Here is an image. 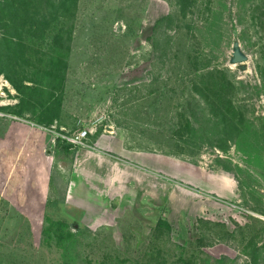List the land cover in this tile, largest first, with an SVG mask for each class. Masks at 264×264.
<instances>
[{"label": "rangeland", "instance_id": "374dc122", "mask_svg": "<svg viewBox=\"0 0 264 264\" xmlns=\"http://www.w3.org/2000/svg\"><path fill=\"white\" fill-rule=\"evenodd\" d=\"M182 1L0 3V264H264V0ZM217 69L227 137L193 89Z\"/></svg>", "mask_w": 264, "mask_h": 264}, {"label": "trees", "instance_id": "16d2710c", "mask_svg": "<svg viewBox=\"0 0 264 264\" xmlns=\"http://www.w3.org/2000/svg\"><path fill=\"white\" fill-rule=\"evenodd\" d=\"M34 1L29 3L28 2ZM57 0H0V3H5L3 8L11 9L13 12L15 11V7L17 4H20V8H24L26 6L28 9L35 8L39 12L40 16H44L48 10V5H56ZM19 2V3H17ZM196 0H183L182 5H180V8L184 10L186 6L195 5ZM181 4V3H180ZM22 6V7H21ZM47 7V8H45ZM5 11V10H4ZM41 13V14H40ZM41 21V20H40ZM200 81V82H198ZM197 82H194L193 89L200 92L203 96L206 97V101L208 102V105L206 104V108L215 114L216 116V122L219 123L220 126H222V131L226 133V136H230V130L234 129L237 131H240V126L238 123L242 124L243 119L245 118V114L242 111H234V105L232 101V96L235 93V85L234 81L230 78V73L226 69H217L216 71L208 70L205 72H201V77L198 79ZM207 90H212L214 95L210 96L207 94ZM197 104H199V107L202 106V102L196 101ZM185 111V112H184ZM180 112L179 115L181 118H184L185 123L182 126V130H178L179 133L183 134H189V136L195 135V127L194 122L192 121V115L195 114V112L189 113V116H185L187 109ZM196 115V114H195ZM55 120V114H49V116L43 117L38 119L37 121L40 123H43L46 126H51L53 121ZM183 122V121H181ZM226 125V126H225ZM58 143L61 140H65L62 137H59L57 139ZM72 142L66 141L63 146L67 149V151L70 150V144ZM60 144V143H59ZM224 142L216 143L215 145L220 147L221 149H226V144L223 145ZM164 223L167 225V221L164 220ZM169 224V223H168ZM170 226V225H169ZM61 231L62 233L59 234V236H62L60 240L63 238H71L73 237V232L68 229V222L64 219H57L51 221V229L49 230V234L51 235L52 232L55 231ZM64 233V234H63ZM58 240V241H60Z\"/></svg>", "mask_w": 264, "mask_h": 264}, {"label": "water", "instance_id": "95a60500", "mask_svg": "<svg viewBox=\"0 0 264 264\" xmlns=\"http://www.w3.org/2000/svg\"><path fill=\"white\" fill-rule=\"evenodd\" d=\"M234 45H235V51H234L233 60L236 61V62H242L240 64V67L245 69L247 67L246 63L244 62L246 56L240 50L238 42H235Z\"/></svg>", "mask_w": 264, "mask_h": 264}, {"label": "built area", "instance_id": "2783aa9c", "mask_svg": "<svg viewBox=\"0 0 264 264\" xmlns=\"http://www.w3.org/2000/svg\"><path fill=\"white\" fill-rule=\"evenodd\" d=\"M87 133H88V130L85 129L82 132L75 134V136H72V137L69 136L68 137V135H64L63 138H65V140H66V138H68L70 140H73L72 142H74V141H77V139H81L82 137H84ZM68 139H67V141H68Z\"/></svg>", "mask_w": 264, "mask_h": 264}, {"label": "crops", "instance_id": "0c3cea01", "mask_svg": "<svg viewBox=\"0 0 264 264\" xmlns=\"http://www.w3.org/2000/svg\"><path fill=\"white\" fill-rule=\"evenodd\" d=\"M64 150H65L66 153L68 152L66 148H64Z\"/></svg>", "mask_w": 264, "mask_h": 264}]
</instances>
